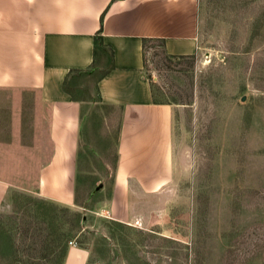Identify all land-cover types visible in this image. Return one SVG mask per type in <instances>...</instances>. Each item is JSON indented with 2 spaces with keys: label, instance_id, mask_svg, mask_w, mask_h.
Returning a JSON list of instances; mask_svg holds the SVG:
<instances>
[{
  "label": "rangeland",
  "instance_id": "374dc122",
  "mask_svg": "<svg viewBox=\"0 0 264 264\" xmlns=\"http://www.w3.org/2000/svg\"><path fill=\"white\" fill-rule=\"evenodd\" d=\"M200 1L194 55L167 57L157 41L145 53V78L173 106L171 184L141 204L143 220L96 213L94 188L111 173L116 138L114 120L98 111L86 124L77 204L20 193L0 210L4 226L15 225L20 260L52 264L44 247L54 213L66 229L78 225L67 246L87 249V264H264V0ZM10 254L0 244V264H14Z\"/></svg>",
  "mask_w": 264,
  "mask_h": 264
},
{
  "label": "crops",
  "instance_id": "0c3cea01",
  "mask_svg": "<svg viewBox=\"0 0 264 264\" xmlns=\"http://www.w3.org/2000/svg\"><path fill=\"white\" fill-rule=\"evenodd\" d=\"M200 3L0 0V210L20 193L77 204L86 124L101 111L114 120L115 160L94 210L121 223L144 219L141 204L171 184L174 165L173 106L143 74V39H162L171 56L194 55ZM98 31L105 49L94 48ZM88 258L69 244L61 264Z\"/></svg>",
  "mask_w": 264,
  "mask_h": 264
},
{
  "label": "trees",
  "instance_id": "16d2710c",
  "mask_svg": "<svg viewBox=\"0 0 264 264\" xmlns=\"http://www.w3.org/2000/svg\"><path fill=\"white\" fill-rule=\"evenodd\" d=\"M100 31L97 32L94 36V48H103L105 49V45L102 42V38L99 35ZM152 41H157L158 44L161 46L163 51V40L162 39H155V38H144L143 39V52L146 53L147 50V44ZM107 52V51H106ZM164 52V51H163ZM164 54L167 57H173V58H180L183 56H171L164 52ZM111 58V50L109 51V59ZM145 65H146V58H145ZM145 68V66H144ZM79 72H85V71H79ZM68 78V76H67ZM152 85V82H151ZM63 87L67 90V81L63 82ZM46 202L35 200L34 205L36 206V211H38L40 214H44V206ZM50 216V215H49ZM51 218V219H50ZM49 218V231L47 232V237L45 239V249L47 250V254L45 256H48L49 261L52 264H61L63 256L65 254L66 248H67V241L70 237H72L74 234H72V229L78 228V225L76 226V222L69 224L71 228L66 229L65 224L66 221L61 220L59 217H57L56 214H52V216ZM78 223V222H77ZM15 225H7L4 226V222L0 221V244L1 245H8L11 250V254L8 259L10 262L16 264L18 261H21L23 264H38L36 262H33V260L28 258H21L19 253L17 252V249L14 245V242L12 241L13 232H14ZM11 239V240H10ZM45 256H42V258H45ZM58 257V258H57Z\"/></svg>",
  "mask_w": 264,
  "mask_h": 264
},
{
  "label": "water",
  "instance_id": "95a60500",
  "mask_svg": "<svg viewBox=\"0 0 264 264\" xmlns=\"http://www.w3.org/2000/svg\"><path fill=\"white\" fill-rule=\"evenodd\" d=\"M101 186H102V183H99V184L94 188V191L98 190ZM92 194H93V192H92ZM92 194H91V195H92Z\"/></svg>",
  "mask_w": 264,
  "mask_h": 264
},
{
  "label": "built area",
  "instance_id": "2783aa9c",
  "mask_svg": "<svg viewBox=\"0 0 264 264\" xmlns=\"http://www.w3.org/2000/svg\"><path fill=\"white\" fill-rule=\"evenodd\" d=\"M69 244H72V245H74L75 243H73L72 241H69Z\"/></svg>",
  "mask_w": 264,
  "mask_h": 264
}]
</instances>
